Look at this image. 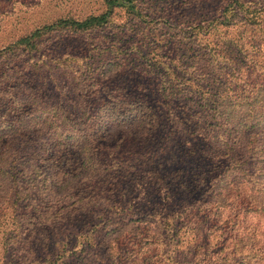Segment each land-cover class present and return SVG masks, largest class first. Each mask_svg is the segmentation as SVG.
<instances>
[{
  "label": "trees",
  "instance_id": "16d2710c",
  "mask_svg": "<svg viewBox=\"0 0 264 264\" xmlns=\"http://www.w3.org/2000/svg\"><path fill=\"white\" fill-rule=\"evenodd\" d=\"M101 3L0 50V264H264V0Z\"/></svg>",
  "mask_w": 264,
  "mask_h": 264
},
{
  "label": "rangeland",
  "instance_id": "374dc122",
  "mask_svg": "<svg viewBox=\"0 0 264 264\" xmlns=\"http://www.w3.org/2000/svg\"><path fill=\"white\" fill-rule=\"evenodd\" d=\"M75 5H79V9H83L85 12L102 7L100 0H0V50L5 46V43L13 40L18 34L25 33L30 28L38 26L40 23L51 21L56 17L65 15L66 12L73 10L71 7H78ZM82 6H84V8H81ZM123 20V12L120 10V12L117 13L116 11V15H114L112 20V25L104 30H98L88 34L73 33L72 31L65 30L61 33L52 35L50 40L54 41V45L66 44L74 48L81 55L84 54L87 58L86 61L90 63L92 70L91 76L98 80L97 83H99V86L101 81L107 77L105 75L109 76L112 71L113 67H108L107 64L116 67L118 63L125 64L127 70L140 67L141 73L144 75L145 83L153 88L158 83V81L155 80L157 76L153 74V71L150 70L144 62H142L139 54L134 52L135 50H130L129 52L124 51L125 53L117 54V49L112 51L110 48L109 50H101L93 44L95 41L104 39V41L106 40L107 42L111 40L113 44H110L109 47H114L113 39H116V37L111 29L115 28L116 25L120 24ZM158 37H160V34H157L155 38ZM121 43H128V41L123 39ZM75 68L77 69V67ZM134 71L136 72L135 69ZM26 73L30 74L28 71H26ZM74 74L70 77L69 83V86L72 88L76 86V82L72 79ZM32 77L35 82L36 76L32 75ZM147 80H149V82ZM49 84H53L52 81L49 82ZM0 89L7 88L0 84ZM47 89L51 92H55L54 86L51 88L48 87ZM75 93L76 91H74V95L72 96H75Z\"/></svg>",
  "mask_w": 264,
  "mask_h": 264
}]
</instances>
